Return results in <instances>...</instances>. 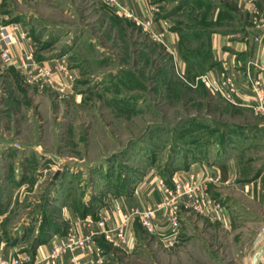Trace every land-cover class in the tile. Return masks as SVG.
Segmentation results:
<instances>
[{"label": "rangeland", "instance_id": "rangeland-1", "mask_svg": "<svg viewBox=\"0 0 264 264\" xmlns=\"http://www.w3.org/2000/svg\"><path fill=\"white\" fill-rule=\"evenodd\" d=\"M184 1L150 0L156 18L176 31L197 25L191 21L197 7L180 8ZM5 8L11 10L8 21H21L29 30L23 32L35 43L36 61L58 59L66 69L57 71L51 83L29 80L15 65L0 64V215L4 237L23 251H33L48 230L47 237H60L59 225L64 229L84 220L86 229L88 216L103 227L102 210L138 188L144 177L168 181L183 168L189 150L222 141L223 126L255 123L264 131V114L257 106L254 114L233 106L238 85L232 76L209 67H187L183 73L164 34L152 33L151 23L133 21L107 0H6ZM209 8L198 15L209 17ZM206 43L198 49L203 51ZM206 74L207 83L198 79ZM242 146L251 148L247 158L258 157L252 164H263L262 134ZM210 177L200 179L202 190L221 209L230 202L232 209L249 203L233 210L239 224L234 230L245 226L243 234L232 240L224 232L215 239L207 224L211 210L195 209L194 232L185 227L173 248L142 227L131 248L113 231H106L108 239L94 232L91 243L99 237L102 264H252L264 244V214L256 213L257 196L264 201V190L260 195L223 191L221 176V188L210 189L205 181ZM146 185L148 191L155 187ZM258 264H264V254Z\"/></svg>", "mask_w": 264, "mask_h": 264}, {"label": "crops", "instance_id": "crops-1", "mask_svg": "<svg viewBox=\"0 0 264 264\" xmlns=\"http://www.w3.org/2000/svg\"><path fill=\"white\" fill-rule=\"evenodd\" d=\"M209 3L212 10L211 15L209 17L198 15L199 12H203L204 7L208 6ZM184 4L186 5L185 7L193 4L197 7L196 15L191 17V21L196 22L197 25L192 23L190 24V28L186 27L180 31L169 27L167 21L156 18L155 7L150 0H117L115 7L119 13L124 14L135 22H150L151 26L149 29L152 33H160L162 36L164 34V41L168 45L169 51L173 54L175 65L183 73L186 72L187 67L193 66L195 68L209 67V69H213L218 75L226 72L227 75L232 76L235 84L238 85L237 93L232 98L236 103V105H233L235 109L240 113L245 111L253 114L257 113L254 108L260 104V100L257 97V84L255 82H259L260 84L259 95L264 96V68L261 65V57L263 55L261 49L264 46V0H185ZM5 7L6 0H0V25L11 24L19 26V31L16 32L18 37L19 32H23L27 27L21 26V21H8L11 17V10ZM203 42H207L206 44L208 45V52H205L207 56H205L203 51L198 49V46ZM192 49L195 52H191ZM30 51L34 52V55L36 54L35 43L31 42L29 38L23 40L21 44L13 48V54L18 59L25 52ZM40 61L54 67L58 59L53 61L41 59ZM247 84L249 87L245 88ZM223 127L227 130L223 132L225 135L222 141L219 143L215 142L216 144L212 145L213 148H206V150H198V152L194 151L193 153L189 150L190 152L187 155H183V160L186 162L183 166L185 171H182L184 170L183 168L178 167L179 169L174 173L182 176L197 173L199 175V183L202 182L201 178L205 179L207 176L217 179L221 176L224 178L223 186H221L223 191L227 189L231 191L232 188H235V190L237 189L239 193H243L244 195L250 193L251 190L260 195L259 193L264 190V161L261 166L252 164L251 161L254 162L258 157L250 156L247 158L246 156L252 153L249 151L251 148L242 145L245 143L252 144L260 134L264 137V131L260 130L262 125L250 123L245 125L238 124L234 128H229L227 125ZM262 158L264 159V156ZM205 161H209V163L207 164ZM220 161L219 167L216 164ZM252 174L254 178L247 179L246 176ZM157 177L160 176H153L150 179L144 177L138 188H135L125 198L121 197L114 200V205L109 210H102L98 218L100 220V217H106L108 219L106 226L101 227L100 222L91 220L89 216L86 218V222L88 223L86 229H84V220L82 223L63 227L64 229L59 225V232L56 233L60 237L55 236L51 239L47 237L49 230L46 231L47 234L45 233L46 235H44V241L35 244L36 246L33 251L30 249L23 251L18 242L10 244L6 240L2 229L3 216L0 215V255L13 258L23 257L25 253H31L34 256V264H72L70 253L63 254L56 259L48 258L53 246L64 241L65 236L69 233L83 235L85 233L88 235L95 232L98 235H102L104 239L110 238V235H107L108 232L106 231L115 228L120 220L115 212L117 207L121 208L125 213L135 206L157 207L164 198L162 189L154 184ZM148 182L149 185L155 186L149 191V186L146 185ZM218 182L219 180L216 183L210 182L208 183V187L210 189L213 186L218 187ZM235 182L240 185L236 186ZM221 187H218V189ZM223 195H227V193L223 192ZM144 196H148L147 201L144 200ZM260 196H257V203L259 205L256 209H259L256 210V213L264 214V201ZM228 197L230 198V195ZM231 205L232 203L230 202V207ZM248 205L249 203L244 204L240 202L237 203V206L235 204L233 209L226 205L222 209L209 211L207 224L214 229V238L217 237L215 239L218 240L219 236L225 232L233 240L235 235L243 234L242 230L246 228L241 224L239 232H235L234 230L237 228H234V226H238L239 224H237L233 210L238 211L240 208H247ZM247 211L249 210L244 211L246 215L249 213ZM196 214L197 212L192 202L182 201L179 204L181 221L177 232L171 234L170 226L166 218H164L163 212L158 211L154 223L155 229L150 233L157 236L167 248H173L179 239L186 234L185 227H188L189 230H194V226L197 223L196 217H194ZM186 217H193L191 226V222H185ZM141 227L142 225L137 220L129 226L127 231L128 235H130L129 248L140 236L138 235V228ZM189 238L190 236L188 240ZM95 240L98 241L99 237ZM95 240L87 247V253L82 255L84 261L94 260L99 256L104 258L103 252L98 249L99 247L96 245L97 242ZM172 241L175 242V245L169 246V243Z\"/></svg>", "mask_w": 264, "mask_h": 264}, {"label": "built area", "instance_id": "built-area-1", "mask_svg": "<svg viewBox=\"0 0 264 264\" xmlns=\"http://www.w3.org/2000/svg\"><path fill=\"white\" fill-rule=\"evenodd\" d=\"M110 3L117 5V0H107ZM144 24L143 21H137ZM150 22L147 24L149 25ZM19 26L15 25H0V64L3 67L7 65H15L23 74H26L29 80L43 79L47 82L55 81L56 72L65 71V66L62 61L58 60L54 67L47 65L44 62H37L34 57V52H25L19 59L13 54V48L21 44L23 40L27 39L25 32H19L18 37L16 32L19 31ZM154 35V34H153ZM155 36V35H154ZM202 82L209 81L208 74L204 77L198 78ZM198 80V81H199ZM230 82V80H228ZM223 84V83H222ZM221 84V85H222ZM255 84L260 85L259 82ZM257 97L260 100V104L257 106V110L264 114V96H260L257 93ZM207 182L216 183L217 178H207ZM154 184L159 186L164 194L163 202L159 203L157 207H132L126 213L119 207L115 212L119 216V222L113 231L117 240L122 244H128L130 242V235L127 231L129 226L134 221H139L142 227H145L149 232L155 229V219L158 211H162L164 218L168 221L171 229V234H175L178 230L181 217L179 216V204L181 201L192 202L196 210H219L220 206L209 197L205 196L206 189L202 190L201 184L198 182V174L190 173L188 176H182L174 173L170 177V181H166L161 177H157ZM202 193L204 195H202ZM101 225L105 226L108 219L106 217H100ZM109 233V232H108ZM94 238L93 234L90 235H75L69 233L65 236L64 241L55 244L49 252L48 258L56 259L63 254H71L72 264H102L103 258L98 257L94 260L84 261L82 255L86 253V249ZM175 242H170L169 246H174ZM0 264H34V256L31 253H25L23 257L8 258L0 255Z\"/></svg>", "mask_w": 264, "mask_h": 264}, {"label": "water", "instance_id": "water-1", "mask_svg": "<svg viewBox=\"0 0 264 264\" xmlns=\"http://www.w3.org/2000/svg\"><path fill=\"white\" fill-rule=\"evenodd\" d=\"M261 65L264 68V52H263V55L261 57ZM60 174H61V172L56 173L54 176V180H57ZM262 254H264V244L261 246V248L258 250V252L254 255V257L252 259V264H258V261H259L260 257L262 256Z\"/></svg>", "mask_w": 264, "mask_h": 264}, {"label": "trees", "instance_id": "trees-1", "mask_svg": "<svg viewBox=\"0 0 264 264\" xmlns=\"http://www.w3.org/2000/svg\"><path fill=\"white\" fill-rule=\"evenodd\" d=\"M210 8V10H211V5H210V3H209V5H208ZM182 7H184V3L182 4V6H180V8H182ZM203 52L205 53V52H208V45L207 44H205L204 45V47H203ZM205 56H207L206 55V53H205ZM209 56V55H208ZM187 58V57H186ZM193 67V66H192ZM223 134V133H222ZM225 134H223V136H224ZM170 181V179L168 180V182ZM47 220V219H46ZM46 220H44L45 222H44V224H43V226H44V228H45V225L47 224V221ZM44 231V230H43ZM44 239H45V237L44 236H42V238H40L39 240H37L36 241V243L35 244H37V243H39V242H43L44 241ZM17 241H15V243H16Z\"/></svg>", "mask_w": 264, "mask_h": 264}]
</instances>
